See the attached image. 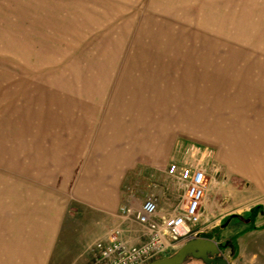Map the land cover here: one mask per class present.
I'll use <instances>...</instances> for the list:
<instances>
[{"label": "rangeland", "instance_id": "374dc122", "mask_svg": "<svg viewBox=\"0 0 264 264\" xmlns=\"http://www.w3.org/2000/svg\"><path fill=\"white\" fill-rule=\"evenodd\" d=\"M263 81L264 0H0V264L41 225L21 206L78 216L86 177L103 175L116 215L155 192L174 211L183 188L167 170L192 153L207 187L196 231L255 264L232 234L264 209V178L222 163L223 128L259 120L233 109Z\"/></svg>", "mask_w": 264, "mask_h": 264}, {"label": "crops", "instance_id": "0c3cea01", "mask_svg": "<svg viewBox=\"0 0 264 264\" xmlns=\"http://www.w3.org/2000/svg\"><path fill=\"white\" fill-rule=\"evenodd\" d=\"M211 88L214 101L220 99V94L216 93L218 88L214 85ZM242 99H245L244 106L233 110L248 111L256 106L263 116L264 86L259 95H245ZM261 114H257L259 120L256 122L246 124L245 120V127H239L229 120L227 128H223L228 139L224 138L223 141L226 158L222 159V163L228 168L251 175L259 186L264 178V122H261L263 121ZM215 136L214 140H217ZM98 176L99 179L95 183L89 181L88 177L84 178L83 189L78 194L81 197L78 203L84 212L78 216H66L68 204L63 201L58 204L52 201L28 206V212L22 205L20 210L22 216L37 215V221L41 225H37L36 236H25L26 232L22 230L19 237L15 238L14 251L10 255L7 252L11 258L5 254L7 258L5 257L2 264H90L95 244L104 240L112 231H118L128 245L142 242L147 237L146 228L139 225L133 217L122 215L119 210L117 215L114 213V201L110 199L107 190H104V177L102 174ZM259 188L261 189V186ZM151 198L157 202L161 215L172 213L173 208H169L170 203L164 194L155 192ZM124 204L126 203L122 206ZM202 208L205 213L204 200ZM252 218L253 222L250 221V225L247 220V223L243 224L245 228L236 227L232 235L237 237L238 251L245 252L244 255L254 254L255 264H264V260L259 262V256L264 257V229H259L258 224L264 219V209L259 210L257 215L252 214ZM200 237L216 241L201 235ZM184 244H178L174 251L177 252ZM197 261L200 260L188 258L184 264H194Z\"/></svg>", "mask_w": 264, "mask_h": 264}, {"label": "built area", "instance_id": "2783aa9c", "mask_svg": "<svg viewBox=\"0 0 264 264\" xmlns=\"http://www.w3.org/2000/svg\"><path fill=\"white\" fill-rule=\"evenodd\" d=\"M184 164L173 163L167 174L177 178L183 188L180 206L169 215H161L157 202L147 198L138 207L124 204L119 211L133 217L147 230V237L140 243L128 245L118 231L94 246L90 264H150L165 254L200 235L196 231L202 221V202L206 194V174L194 158Z\"/></svg>", "mask_w": 264, "mask_h": 264}, {"label": "water", "instance_id": "95a60500", "mask_svg": "<svg viewBox=\"0 0 264 264\" xmlns=\"http://www.w3.org/2000/svg\"><path fill=\"white\" fill-rule=\"evenodd\" d=\"M188 258L200 260L203 264H229L222 257L218 244L213 240L201 238L186 242L177 252L170 257H164L150 264H184Z\"/></svg>", "mask_w": 264, "mask_h": 264}, {"label": "trees", "instance_id": "16d2710c", "mask_svg": "<svg viewBox=\"0 0 264 264\" xmlns=\"http://www.w3.org/2000/svg\"><path fill=\"white\" fill-rule=\"evenodd\" d=\"M261 209L260 206H257V207H254L251 209V213L250 215H252L253 213H255V211H259ZM231 220H241V217L238 216V215H232V216H229L224 222L223 224L220 226L221 228H224L228 225L229 221ZM227 246H223L222 248H226Z\"/></svg>", "mask_w": 264, "mask_h": 264}]
</instances>
